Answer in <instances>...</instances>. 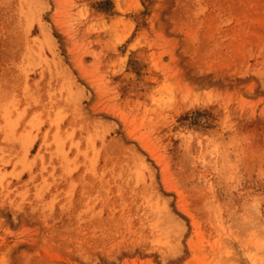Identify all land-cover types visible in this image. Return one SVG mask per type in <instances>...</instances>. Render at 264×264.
I'll return each instance as SVG.
<instances>
[{
    "label": "rangeland",
    "instance_id": "1",
    "mask_svg": "<svg viewBox=\"0 0 264 264\" xmlns=\"http://www.w3.org/2000/svg\"><path fill=\"white\" fill-rule=\"evenodd\" d=\"M0 264H264V0H0Z\"/></svg>",
    "mask_w": 264,
    "mask_h": 264
}]
</instances>
